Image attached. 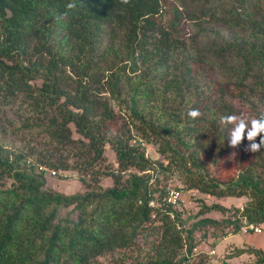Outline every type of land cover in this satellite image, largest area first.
<instances>
[{"label": "trees", "instance_id": "16d2710c", "mask_svg": "<svg viewBox=\"0 0 264 264\" xmlns=\"http://www.w3.org/2000/svg\"><path fill=\"white\" fill-rule=\"evenodd\" d=\"M227 115H264V0H0V138L25 142H0V264H205L196 233L264 223V147H231ZM170 163L184 189L248 202L183 218L162 202Z\"/></svg>", "mask_w": 264, "mask_h": 264}, {"label": "rangeland", "instance_id": "374dc122", "mask_svg": "<svg viewBox=\"0 0 264 264\" xmlns=\"http://www.w3.org/2000/svg\"><path fill=\"white\" fill-rule=\"evenodd\" d=\"M187 32L189 34L193 33V26H190V23H187ZM206 34L203 33L200 38L201 45L206 43L207 37H204ZM209 37H211L209 35ZM0 142L2 144H5L7 147L18 150L20 147H23L25 145V142L14 139V138H0ZM147 144V143H146ZM145 153L148 157L153 158L156 160L159 158V154L157 153V146L156 145H148L145 148ZM107 156V162H114L115 156L113 151L108 149L106 151ZM232 158V154H230ZM32 159V158H31ZM169 168L174 170L170 172V175L168 177H159L160 184L165 182L167 187H177L181 190V201L176 207V211L182 210V216L183 218L187 217L188 215H194L199 210L201 204L205 205H212V204H220L222 206H225L227 209L232 210L234 208H243V206L248 202V199L243 197H215L212 195H208L205 193H202L196 189L194 190H188L184 189L183 183H181L179 176L177 175L178 169L174 166L173 163H170ZM212 168V167H211ZM210 168V169H211ZM167 172L166 174H168ZM127 174V173H126ZM217 174V173H212ZM46 188H52L60 193L66 194V195H72L75 193H83L85 191V188L81 184V182L78 179V176L75 171H62L58 170L56 174H46ZM10 180H6V184L8 185ZM112 183V180L110 177H104L101 181V184L103 186H110ZM160 202V201H158ZM71 213L70 208H63L61 212V216H65L67 214ZM205 216V215H203ZM206 216H210L216 219H223L225 218V215L220 211H211L206 214ZM193 221V220H192ZM213 229H209L208 232L209 236L206 239L201 238L199 233H196V239L198 240V245L194 249L195 253H202L204 252L207 254L208 258H205L204 262L211 263V264H253L256 260V257L254 255H251L249 253H242L241 255L235 256V257H229L233 251L236 249H244L249 246H254L256 248H261L264 251V230L260 234L257 235H251V236H245L242 234H239L238 236H218L220 230H214L215 235L211 233ZM228 234V233H227ZM252 239L253 244L247 243L246 239ZM214 251V253H211ZM233 255V254H232ZM231 255V256H232ZM102 262L106 263L108 261V257H102L100 258ZM264 264V263H262Z\"/></svg>", "mask_w": 264, "mask_h": 264}, {"label": "clouds", "instance_id": "9594fccd", "mask_svg": "<svg viewBox=\"0 0 264 264\" xmlns=\"http://www.w3.org/2000/svg\"><path fill=\"white\" fill-rule=\"evenodd\" d=\"M122 2L127 3L128 0H122ZM68 7L72 8V7H74V5L69 4ZM187 115L190 118L194 119V118L199 117L201 115V113L198 109H192L187 113ZM222 123L225 125H229V124L232 125V128L230 129V131L228 133L229 145L231 147H233V148L238 147L244 141L245 138L247 139V141H249V144L246 145V147H245V151H251V152L255 153V152H259L261 150V148L264 147V135H261V134H264V115H261L259 118H252L250 120L244 115H239V116L238 115H227V116L222 117ZM258 136H260L259 143L256 142V138ZM46 169L48 171H44V172L49 173V171H54V170L49 169V168H46ZM244 221L248 222L246 220H244ZM261 224H262V227L264 230V223H261ZM237 234H240L239 231ZM227 235L233 236L235 234L229 232ZM245 236H248V235H245ZM249 236H251V235H249ZM211 253H214V251H212Z\"/></svg>", "mask_w": 264, "mask_h": 264}, {"label": "built area", "instance_id": "2783aa9c", "mask_svg": "<svg viewBox=\"0 0 264 264\" xmlns=\"http://www.w3.org/2000/svg\"><path fill=\"white\" fill-rule=\"evenodd\" d=\"M39 170L48 171L45 167L39 166ZM50 174H56L55 171H49ZM181 200V190L176 187H167L166 194L162 197V202L165 205H170L176 208L179 201ZM153 202H150V205H153ZM263 230L261 223H254V222H243L242 225L239 227V233L242 235H256L261 233Z\"/></svg>", "mask_w": 264, "mask_h": 264}, {"label": "crops", "instance_id": "0c3cea01", "mask_svg": "<svg viewBox=\"0 0 264 264\" xmlns=\"http://www.w3.org/2000/svg\"><path fill=\"white\" fill-rule=\"evenodd\" d=\"M236 235L238 236L239 234H235V235H233V236H236ZM246 241H247V243H248V242L251 243L250 245H252L253 242H254V241H252V239H250V238L246 239Z\"/></svg>", "mask_w": 264, "mask_h": 264}]
</instances>
